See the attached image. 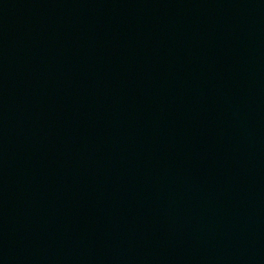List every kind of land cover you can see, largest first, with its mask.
Here are the masks:
<instances>
[{"label":"water","instance_id":"95a60500","mask_svg":"<svg viewBox=\"0 0 264 264\" xmlns=\"http://www.w3.org/2000/svg\"><path fill=\"white\" fill-rule=\"evenodd\" d=\"M0 264H264V0H0Z\"/></svg>","mask_w":264,"mask_h":264}]
</instances>
